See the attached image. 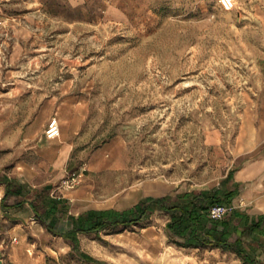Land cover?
<instances>
[{"label":"rangeland","instance_id":"1","mask_svg":"<svg viewBox=\"0 0 264 264\" xmlns=\"http://www.w3.org/2000/svg\"><path fill=\"white\" fill-rule=\"evenodd\" d=\"M219 3L207 11L197 0H159L144 18L134 12L127 23L34 27L36 35L22 42L15 25L30 11L24 0H0V185L7 184L0 203L19 190L21 179L45 183L44 172L29 169L43 140L27 143L21 135L31 124L47 140L58 139L61 135L48 138L46 130L53 118L60 121L67 100L81 103L83 131L81 152L64 182L78 173L81 185L86 164L104 146L108 161L123 166L107 175L115 190L117 184L163 178L180 186L167 195L174 204L186 192L200 193L220 182L235 151L251 142L246 105L251 76L249 60L235 56L232 28L218 26L213 13ZM40 6L32 15L36 20L85 17L65 0H54L45 10ZM64 182L62 187L71 190ZM46 195V186L34 191L40 208ZM157 210L140 223L125 224L121 232L116 227L103 231L99 241L108 238L109 247L118 248L122 236L136 247L143 243L141 226H152L156 229L146 232L150 251L160 232L177 243L166 228L172 214ZM4 230L0 220V242L8 243ZM7 256L0 250V264ZM99 258L91 261L110 264Z\"/></svg>","mask_w":264,"mask_h":264},{"label":"crops","instance_id":"2","mask_svg":"<svg viewBox=\"0 0 264 264\" xmlns=\"http://www.w3.org/2000/svg\"><path fill=\"white\" fill-rule=\"evenodd\" d=\"M158 1L65 0L74 10L85 13L83 18L66 21L36 20L32 17L33 12L38 10V5L45 10V5L49 7L54 0H24L26 10L31 14L25 13L15 26L18 27L19 40L25 42L36 35L34 27L60 24L97 27L102 21L107 25L127 23L132 20L134 12L141 13L144 18L146 12L156 9ZM197 1L205 5L204 10L210 11L214 1L218 0ZM234 2L232 10H226L219 3L218 13L213 14L218 17V26L232 28L230 41L234 44L235 56L250 62L251 77L246 105L251 109L248 118L251 142L248 148L235 151L236 157L222 180L203 190L227 187L237 189L233 206L246 210L258 221L264 216V0ZM45 106L47 121L50 117V105L46 102ZM81 114L79 101H64L59 111L62 133L58 139L47 140L31 124L21 135L27 143L34 139L43 140L34 149L38 157L30 164L29 169L44 172L47 179L44 186L29 180H19V190L6 196L5 201L0 203V220L5 224L4 238L10 240L8 243L0 242V250H6L8 254L6 264H81L83 259L88 264H93L91 260L98 257L110 264L114 260L121 264H264V226L243 237L248 250L253 251L255 263L247 262L236 252L221 247L182 246L170 242L169 234L165 232H160L154 239L156 245L150 251L151 242L146 237V232L156 229L152 226H141L144 231L140 237L143 243L136 247L124 243L122 236H119L121 241L116 242L121 244L118 248L109 247L108 238L99 241V234L103 231L108 232L116 227L121 232L125 229V224L108 225L101 231L78 232L77 219L81 216L86 217L87 222L90 220L87 215L91 212H124L149 197L173 195L180 190L179 184L163 178L137 181L133 185L117 184L118 188L115 190L114 183L107 175L123 166L108 161L105 146L95 153L97 157L86 164L87 173L82 184L75 189H64L63 182L68 177L70 168L76 164L75 155L81 152ZM224 181L226 183L222 185ZM45 186L47 195L40 208L33 195L35 189ZM6 191L7 184H1L0 193L7 195ZM54 194H58V197ZM242 230L240 228V233ZM73 232L76 233L77 242L67 238Z\"/></svg>","mask_w":264,"mask_h":264},{"label":"trees","instance_id":"3","mask_svg":"<svg viewBox=\"0 0 264 264\" xmlns=\"http://www.w3.org/2000/svg\"><path fill=\"white\" fill-rule=\"evenodd\" d=\"M237 193V189L229 187L202 190L200 193L186 192L174 204L168 203L170 196L149 197L124 212H91L87 215L90 217L87 222L86 217L81 216L77 219V231H99L107 225L132 224L161 209L172 214L166 228L179 245L221 247L236 252L247 262L255 263L243 237L263 227L264 216L256 221L246 210L235 208L233 199ZM217 205L228 206L232 211L222 218H214L211 209ZM240 228L243 229L242 233ZM67 238L78 241L74 232L68 234Z\"/></svg>","mask_w":264,"mask_h":264},{"label":"built area","instance_id":"4","mask_svg":"<svg viewBox=\"0 0 264 264\" xmlns=\"http://www.w3.org/2000/svg\"><path fill=\"white\" fill-rule=\"evenodd\" d=\"M219 1L226 10H232L234 7V3H235L234 0H219ZM46 134L50 139L58 138L61 135V125L58 118L55 117L49 122L48 128L46 130ZM80 177L81 175L78 173L72 174L64 182L65 187L67 189L75 188L80 183ZM228 211H229L228 207L224 205H217L211 209V215L214 218H222L228 214Z\"/></svg>","mask_w":264,"mask_h":264}]
</instances>
